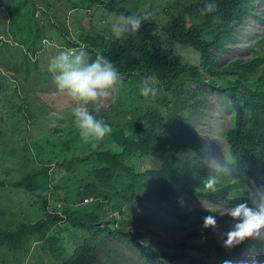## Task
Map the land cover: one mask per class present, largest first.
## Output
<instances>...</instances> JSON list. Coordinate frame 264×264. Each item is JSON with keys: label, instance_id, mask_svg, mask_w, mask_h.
<instances>
[{"label": "trees", "instance_id": "16d2710c", "mask_svg": "<svg viewBox=\"0 0 264 264\" xmlns=\"http://www.w3.org/2000/svg\"><path fill=\"white\" fill-rule=\"evenodd\" d=\"M258 1L262 4L264 0H167L162 11L165 16L170 15L167 22L148 18L135 36L120 40L111 33L85 34L82 30L75 38L67 28L61 29L64 50L83 44L90 58L94 59L98 53L104 55L116 64L125 79V87L105 105H89L91 113L112 128L111 134L90 152L74 153L68 160H60L59 153L69 150L73 140H78L72 135L60 141L62 147L58 152L50 149L54 145L51 141H44L47 149L43 143H37L36 156L31 155L29 144L25 143L31 158V161L27 159L30 170L15 186L39 198L44 217L11 230L0 225V264L3 258L8 263V255L13 254L19 256L22 264H30L31 251L36 246L56 254V260H63L65 250L54 231L65 224L77 230L81 243L61 264H105L99 257L100 244L115 236L125 241L132 254L146 264H224L226 260L235 262L252 256L264 264V235L234 248L224 247L225 233L232 226L202 240L196 237L198 231H192L187 237L196 238L173 242L161 239L155 245L150 232L131 227V220L143 221L137 218V213L144 211L145 204L168 206L185 197L204 199L214 208L184 212L160 209L186 226L203 223L207 215L217 220L229 217L219 214V208L227 210L246 202L253 186H264V32L252 33L246 52L233 60L222 58L225 53L237 51L246 41L247 35L243 33L246 26H264V14L257 12L260 5L255 7ZM31 2L35 4V0ZM55 2H67L73 11L82 6L86 13L94 5L103 4L100 0ZM209 2L216 3L218 10L202 15L201 9ZM0 4L9 8L12 25L16 7L6 0H0ZM139 5L135 2V7ZM116 6L114 0H109L105 8L118 15H142ZM0 12L5 24V12L2 9ZM26 21L30 22L31 18ZM59 22L64 24L65 20ZM41 28L34 25L33 36L21 35L22 40L18 41L0 38V101L4 98L1 107L10 109V117L25 124V132L31 121L47 114V109L42 110L38 97L31 98L30 89L18 86L26 80L21 71L12 68V63L26 71L24 64L28 60L27 65L32 62L33 71L40 72L36 59L44 45L41 37L45 31ZM14 31L13 27L11 33ZM177 46L193 50L198 55V64L181 62ZM32 57H36V63L29 60ZM149 75L157 77L159 91L154 100L146 101L140 95L139 83ZM5 90L11 94L2 95ZM209 94L212 100L215 96L222 97L225 110L230 113V128L215 137L224 140V148L209 147L211 141L202 139L191 124L192 113L202 115L207 108L212 109L211 101L209 105L207 100ZM205 148L207 151H202ZM133 161L144 165L136 168ZM57 168L73 173V187L52 186ZM209 176L219 180L215 192L202 188L201 180ZM62 189L71 192L72 197L63 201L57 194ZM51 197L66 206L47 212ZM111 201L116 203L111 205ZM119 203L125 204V208L117 213ZM69 204L75 208L71 209Z\"/></svg>", "mask_w": 264, "mask_h": 264}, {"label": "rangeland", "instance_id": "374dc122", "mask_svg": "<svg viewBox=\"0 0 264 264\" xmlns=\"http://www.w3.org/2000/svg\"><path fill=\"white\" fill-rule=\"evenodd\" d=\"M6 1H10L12 7H16L14 10L16 13L14 18H12V25H10V16H8L9 8L7 5L4 6L0 4V10L2 9L6 16L5 24H2L4 17L3 13L0 12V38L5 40L8 39L9 41L13 38L17 41L22 40L21 35L22 37L27 35V38H30L33 36L32 32L34 25L35 28H37V25L43 27L41 29L45 31L44 35L41 37L45 46L43 45V50L40 52L38 59H36V57L29 59L30 61H34V63H36L35 59L37 60V66L40 72H34L32 62L30 65H27L28 60H25L24 64L27 68L26 71L23 70V66L17 65L16 62L12 63V68L21 71V75L24 76L26 80V82L20 81L18 86L30 89L32 93L31 98L36 99V97H38L39 100L37 102L40 106H43L42 110H44L45 107L47 109V114L39 116L34 121H31L27 126L28 131L25 132V124H19L18 118L10 117V109L4 110L3 107H1L4 98L0 101V117L2 118V120H0V225L6 230H11L22 224L36 223L39 219L44 217L39 198L28 193L27 189L15 186L16 181H19L20 178L26 175L28 170H30L27 168V164L29 163L27 159L29 158L31 161V158L27 153V146H25L26 142L29 144L28 147H30L31 155L36 156L35 147L37 143H43L42 146L44 145L45 149H47L44 141H51L54 145L50 147V149H54L58 152L62 147L60 141L67 140L70 135L76 136L78 140H73V144L69 150H62L59 153L61 155L60 160H68L74 153L85 154L93 149L90 144H85L80 140L79 130L74 124V117L72 115V109L75 105L68 97L57 92L52 80V74L48 71L49 63L56 55V52L58 54L59 51L64 50L65 41L63 40L64 34L61 29L67 28L70 34L72 33L75 38L76 34H79L81 30L82 33L85 34L94 31V33L100 32L109 35V33H111V24L118 14L105 8L109 0H100L103 4L94 5L87 13L83 10L82 6H78L80 8L77 7V10L71 11V7H69L70 5L67 2L57 3L55 0H37V2L35 0V4H33L31 0L23 2L18 0ZM114 2L117 5L116 7H127L126 9L142 15L150 14L148 18L155 19L158 22H167L170 16H165L162 13L163 9L166 7H164V5L167 0H114ZM135 2H139V7H135ZM259 5L260 7H258L257 12L258 15H262L264 14V1L262 4H260V1L255 3V7ZM12 7L10 8L11 10L13 9ZM30 18V22L26 21V19ZM63 20H65L64 24L59 22ZM29 24L31 27H29ZM51 24H53V26H49ZM80 26L82 27L81 29L79 28ZM13 27L15 31L11 33ZM261 32H264V26L260 27L256 24L246 26L243 30V33L247 35L246 41L240 44V48L237 51L225 53L222 58L224 60H233L239 54L246 52L251 45L249 39L252 33L260 34ZM49 47L51 49H49ZM176 53L179 58H182V60H180L181 62L194 65L198 64V55L190 48L177 46ZM1 71L4 73L5 69ZM10 73L19 75L14 71ZM2 82L5 84L4 81ZM5 87L8 86L5 85ZM9 94H11L9 90L2 92V95ZM17 94L20 93L17 91ZM211 98L212 94H209L207 100L209 101V105L211 101L212 109L207 108L202 112V115L199 113H192L194 115L192 117L190 116L191 124L201 135L202 139H209L211 141L208 144L209 147H216V149H218L217 146H219L220 148H224V140H218L215 139V137L216 135H221L222 131L230 128V113L225 110L222 97L215 96V100ZM109 100L110 98L107 101L100 102L98 105H105ZM113 104H115V102H113ZM19 128L20 130H18ZM49 134L51 135L48 136ZM214 141H216V143ZM112 147L114 151H118L115 146ZM19 162L21 163L19 164ZM133 164L139 169L144 165L135 161H133ZM30 165L31 164H29V167ZM72 175L73 173L71 172L65 173L57 168V170L53 172V178L51 179L52 186H62L65 184L73 187L75 180ZM57 194L60 195L63 201H66L68 197L71 198V195H73L71 192L64 191L63 189ZM50 195L51 193L48 195V198ZM180 200L181 199H178V203H173V205L168 206H161L157 203L145 204L142 207L144 211L137 213V218L143 221L137 223L135 220H131L133 224L131 227H137L143 231L146 230L150 232L155 245L156 242L161 239H167L168 242H173L177 239H193L197 237L202 240L210 234L215 232L219 233L223 231L225 227L233 226L234 224V221L230 217H221L217 220V227L215 230L211 228L204 229L202 227L203 223L186 226L181 221L164 213L162 209H177L184 212L186 209H213L214 207L213 204L206 202L204 199H196L193 197L183 198L184 206L182 207ZM115 203V201H111V205ZM116 205L117 213L123 211L125 208V204H123V206H121L120 203ZM63 206H66V204H63L61 201L56 202V198L51 197L49 203H47L46 211L50 213L55 209L58 210L57 208H63ZM69 207L71 209L75 208L70 204ZM219 209L221 211L219 214H226L227 210L225 208ZM192 231H198L196 237H187ZM54 232H57L56 235L59 238V242L63 245L62 247L65 250L62 257L64 259L58 261L55 259L57 256L56 254H50L47 250L41 248V246H36L31 251L32 256L30 264H61L72 255L75 247L81 243L79 233L69 224L61 225L60 228H57V231L55 230ZM118 238L120 237H107L100 244L99 257L101 258V262L105 264H146L132 254L125 241H119L120 239ZM1 256L2 255H0V257ZM18 258L19 256L14 254L13 256L8 255L7 259L9 262L6 263L3 258L1 264H22V260ZM12 260H14L13 263Z\"/></svg>", "mask_w": 264, "mask_h": 264}, {"label": "clouds", "instance_id": "9594fccd", "mask_svg": "<svg viewBox=\"0 0 264 264\" xmlns=\"http://www.w3.org/2000/svg\"><path fill=\"white\" fill-rule=\"evenodd\" d=\"M218 10L214 2H209L201 9V14H211ZM150 14L118 15L111 24V33L117 40L135 36ZM48 71L58 93L68 97L73 103L74 124L79 130L80 140L96 148L112 132V128L102 118L94 116L89 105L107 101L114 93L125 87V79L115 63L102 54L90 58L86 46L61 50L50 61ZM157 77L149 75L139 83L140 95L147 100H154L158 94ZM207 151V148L202 149ZM215 164V161H213ZM218 166V165H217ZM219 180L209 176L201 180L204 191L215 192ZM254 184V182H253ZM184 206V200H180ZM233 221V226L225 233L223 245L234 248L249 239L264 235V186L249 191L246 202L237 203L226 211ZM217 219L213 215L203 218L204 229H215ZM224 264H259L254 256L237 261L226 260Z\"/></svg>", "mask_w": 264, "mask_h": 264}, {"label": "crops", "instance_id": "0c3cea01", "mask_svg": "<svg viewBox=\"0 0 264 264\" xmlns=\"http://www.w3.org/2000/svg\"><path fill=\"white\" fill-rule=\"evenodd\" d=\"M71 11H73V10H71ZM9 41V40H8ZM57 202V201H56Z\"/></svg>", "mask_w": 264, "mask_h": 264}]
</instances>
